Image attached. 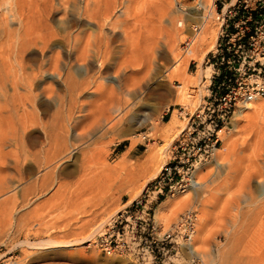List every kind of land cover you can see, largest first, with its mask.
<instances>
[{
	"label": "rangeland",
	"instance_id": "374dc122",
	"mask_svg": "<svg viewBox=\"0 0 264 264\" xmlns=\"http://www.w3.org/2000/svg\"><path fill=\"white\" fill-rule=\"evenodd\" d=\"M110 1L113 0L108 2ZM129 1H131L130 4L133 2V12L128 18L127 27L135 40L134 44L127 49L123 59L125 63L132 60L138 51L153 45V42H164L171 31L178 33L177 57L187 55L182 49V42L186 34L191 33L188 27L190 22H198L201 10L196 8V0ZM178 20H182V26L177 24ZM216 32V23L209 20L196 35V40L201 37V44L197 45L193 42L191 46L195 51L200 49L197 51L198 56L194 59L195 63L189 61L183 74L175 72L172 76H168L173 60L157 58L156 67L151 73L145 75L143 72L139 75H145L146 80L157 88L156 96L153 98L145 96L142 100L147 104L141 111L143 122L134 121L132 125L122 122L107 133L98 129L96 136L91 139L69 137L68 148L54 169L55 174H58L56 176L49 174L45 181L48 188L39 196L30 193L27 204L20 208L19 215H15L18 217L26 211L32 212L29 214V217L31 215L32 217L26 226L28 228L16 220H13L12 225L4 227V230L6 229L12 234L11 237H14L0 240V258L14 255L17 258V264H128L126 258L115 255L106 256L92 245L87 247V243L72 246L73 248L71 246L56 248L31 247L25 244L20 245L18 242L25 236L34 243L46 239L82 238L103 217L114 209L118 210L130 199L129 188L131 187L117 186L120 182L118 179H121V176L137 175V181L134 179L133 186L140 183L142 174L139 176L137 172L143 165L140 163H144L148 154L151 153V148L161 146L184 126L185 121L178 117V106L181 105L185 111L194 112L201 110L205 104L210 89L208 88L210 76L213 72L208 57L214 47L205 51L207 53L204 52L202 65H200V53ZM74 65L72 64L75 68ZM202 68L205 77L203 81H199L198 75ZM127 73L131 74V71ZM48 81H52L55 87L63 88V85L55 83L52 79ZM105 83L113 85L112 82ZM181 84L186 85V92L182 97L176 94ZM261 98L264 99V96ZM42 101L43 104L35 106V109L40 117L44 118L42 120L50 121L56 101L46 98H42ZM167 104H169V110H165ZM239 111L236 113L232 127L228 129L232 137L231 148L227 149L222 156H219L220 152L216 151V157L222 163L218 164V160L213 158L199 166L195 177L204 183L203 188L194 194L192 191L175 193L173 198H185V200L164 225L169 226L186 209L196 210L197 226L193 247L205 264H264V118H259L260 125L257 128L260 131L259 135L250 133L249 129L246 130L243 127L244 123L238 125L237 131L234 125L240 118ZM72 117H74L71 120L73 125L76 121L85 119L83 114L79 115L77 112ZM174 119L178 121L175 122ZM43 140V134L38 129H34L27 136V141L32 148L43 144ZM6 147L4 151H17L13 144ZM121 160L125 164H119ZM123 161L121 163H124ZM158 163L160 165V162ZM51 169L53 166L45 170ZM109 169L111 170L108 171ZM34 171V168L26 169L25 181L19 182L18 175L10 170L14 180L7 195H12L16 204L22 203L21 190L28 184L35 183L37 174ZM115 173L120 177H117ZM54 176L56 179H53ZM107 195L111 199H108ZM103 197L107 198V202ZM154 207H158V204ZM98 209L101 211L104 209L107 213L103 211L102 216ZM93 211L100 215L88 222L94 216ZM91 213L93 215H90ZM36 215L42 218L43 223L40 226L36 224ZM200 231H203V235L198 241ZM242 261L244 262L241 263ZM176 264H190L189 256L179 258Z\"/></svg>",
	"mask_w": 264,
	"mask_h": 264
},
{
	"label": "bare ground",
	"instance_id": "6f19581e",
	"mask_svg": "<svg viewBox=\"0 0 264 264\" xmlns=\"http://www.w3.org/2000/svg\"><path fill=\"white\" fill-rule=\"evenodd\" d=\"M108 1L0 0V240L14 237H11L12 234L6 229L4 230L7 225H12L13 220L25 227L29 224L32 217V215L29 217V214L32 212L26 211L18 217L15 215H19L20 208L27 204L30 193L39 196L48 188L45 181L49 174L56 173L54 170L56 163L58 161L60 163L62 154L67 150L70 136L86 140L96 136L98 129L107 133L122 122L130 125L134 121L143 122L141 111L147 104L142 100L145 96L153 98L157 94V88L145 78V75L156 67V59L173 60L168 74L172 76L175 72L183 74L188 62L198 56L197 51L200 49L195 51L189 48L185 51L187 55L177 57L178 33L171 31L164 42L156 41L142 51L138 49L137 55L125 63L123 59L127 49L135 40L127 27L128 18L133 12V2L130 4L129 0ZM177 24L182 26V20H178ZM215 39L216 33L200 53V65L204 62V52L214 47ZM195 40L194 43L201 44V37ZM72 64H75V68ZM127 71H131V74ZM143 72L145 75L139 76ZM204 77L205 72L202 68L198 80L203 81ZM50 79L63 85V88L55 87L52 81H48ZM105 82H112L113 85ZM185 92L186 85L181 84L176 94L182 97ZM42 98L56 101L50 121L42 120L44 118H41L35 109V106L43 104ZM67 101L71 103L68 104ZM165 110H169V104L165 106ZM75 112L79 115L83 114L85 119L76 121L73 125L71 120ZM129 114L131 115L128 116ZM238 116L240 118L238 117L234 125L237 131L238 125L244 123L243 127L246 130L249 129L250 133L259 135L260 131L257 128L260 125L259 118H264V99L254 100L246 109L240 110ZM174 121L178 120L174 119ZM183 127L161 146L151 148V153L147 158L145 157L144 163H140L143 165H138L140 169L137 174H142V181L137 183L138 186L137 184L133 186L134 179L137 181V175L121 176V179H118L120 182L118 181L117 186L131 187L129 188L131 197L121 208L137 198L145 185L157 176L168 158L172 139ZM34 129H38L43 134L44 140L43 144L32 148L27 136ZM220 138L223 144L217 152L222 156L231 148L232 137L227 130L221 132ZM11 144L16 146L17 151H4V148ZM216 154L214 158L218 160ZM122 161L119 164H125L124 161L121 163ZM217 162L222 163L219 160ZM51 166L53 169L45 170ZM154 167L156 168L153 170ZM33 168L34 173L37 174L36 181L21 190L22 203L17 205L14 197L7 195L14 180L10 170L18 175L19 182H23L26 179L24 176L26 169L33 170ZM198 169L199 166L196 170ZM55 176L53 179H56ZM203 186L204 183L200 180L192 181L193 194ZM173 197L175 194L165 197V200L160 201L161 203L159 202L156 207L155 218L162 226L185 200V198ZM104 199L107 202V198ZM99 201L102 202L100 199ZM118 210L114 209L103 217L82 238L46 239L34 243L25 236L18 244L57 248L92 242L95 234L104 230L103 228ZM98 211L100 212L101 209ZM103 211L107 213L104 209ZM103 211L100 213L102 214ZM100 213L94 212V216L88 222L93 221ZM35 221L39 226L43 223L42 218L38 216ZM202 232L198 234V241L201 240ZM189 251L194 252L195 248L189 247Z\"/></svg>",
	"mask_w": 264,
	"mask_h": 264
},
{
	"label": "built area",
	"instance_id": "2783aa9c",
	"mask_svg": "<svg viewBox=\"0 0 264 264\" xmlns=\"http://www.w3.org/2000/svg\"><path fill=\"white\" fill-rule=\"evenodd\" d=\"M196 8L201 13L198 22L188 26L191 33L182 42L184 52L209 20L217 25L214 50L208 57L213 72L206 102L194 112L178 106L184 127L172 139L157 176L87 242V247L124 257L128 264H176L185 256L190 264H205L196 250L189 251L196 233V210H184L165 227L155 219L154 206L162 197L192 191L195 170L214 158L221 132L232 127L237 111L264 96V0H196ZM0 264H17V258L1 257Z\"/></svg>",
	"mask_w": 264,
	"mask_h": 264
},
{
	"label": "trees",
	"instance_id": "16d2710c",
	"mask_svg": "<svg viewBox=\"0 0 264 264\" xmlns=\"http://www.w3.org/2000/svg\"><path fill=\"white\" fill-rule=\"evenodd\" d=\"M163 200H165V199L162 197V198L159 199V202H160V201L162 202ZM161 202H160V203H161ZM160 203H159V204H160Z\"/></svg>",
	"mask_w": 264,
	"mask_h": 264
}]
</instances>
